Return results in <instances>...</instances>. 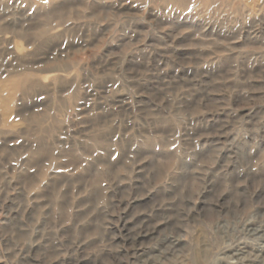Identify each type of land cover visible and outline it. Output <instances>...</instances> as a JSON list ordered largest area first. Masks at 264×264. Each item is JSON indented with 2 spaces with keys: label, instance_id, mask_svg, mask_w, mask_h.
Returning a JSON list of instances; mask_svg holds the SVG:
<instances>
[{
  "label": "rangeland",
  "instance_id": "rangeland-1",
  "mask_svg": "<svg viewBox=\"0 0 264 264\" xmlns=\"http://www.w3.org/2000/svg\"><path fill=\"white\" fill-rule=\"evenodd\" d=\"M263 249L264 0H0V264Z\"/></svg>",
  "mask_w": 264,
  "mask_h": 264
},
{
  "label": "bare ground",
  "instance_id": "bare-ground-1",
  "mask_svg": "<svg viewBox=\"0 0 264 264\" xmlns=\"http://www.w3.org/2000/svg\"><path fill=\"white\" fill-rule=\"evenodd\" d=\"M250 233V232H249ZM130 236V235H129ZM129 240V239H128ZM138 242V241H137ZM128 243V242H127ZM135 244V243H134ZM264 250V249H263ZM239 255V254H238ZM247 256V255H246ZM252 258V257H251ZM258 258H260V257H258Z\"/></svg>",
  "mask_w": 264,
  "mask_h": 264
}]
</instances>
